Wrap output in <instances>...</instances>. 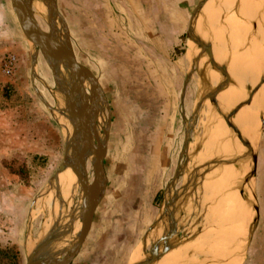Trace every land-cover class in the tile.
Wrapping results in <instances>:
<instances>
[{"label": "rangeland", "instance_id": "rangeland-1", "mask_svg": "<svg viewBox=\"0 0 264 264\" xmlns=\"http://www.w3.org/2000/svg\"><path fill=\"white\" fill-rule=\"evenodd\" d=\"M54 1L77 60L107 102L87 98L106 146L107 180L80 252L94 253L99 264H130L159 248H168L163 260L136 264H264V220L256 213L257 205L264 211V0H210L198 14L196 38L222 55L204 52L188 35L200 0ZM45 6L38 0L33 9L49 30L39 14L49 18ZM252 8L253 26L245 21ZM177 12L181 34L166 39ZM250 45L256 81L236 73ZM31 48L11 0H0V264H27V244L37 245L56 222L62 234L74 229L54 248L75 236L87 209L57 99L64 74L54 76L41 50L33 67ZM252 90L256 114L238 106ZM74 146L82 150L78 141ZM67 156L70 167L58 177ZM86 169L94 180L90 158Z\"/></svg>", "mask_w": 264, "mask_h": 264}, {"label": "water", "instance_id": "water-1", "mask_svg": "<svg viewBox=\"0 0 264 264\" xmlns=\"http://www.w3.org/2000/svg\"><path fill=\"white\" fill-rule=\"evenodd\" d=\"M35 1L38 0H11L12 7L19 19L22 29L24 30L26 36L32 43L31 49L33 67H35L36 65V61L38 59V52L39 50H41L46 54H52L61 60L69 62L73 69L72 74H74L77 79L75 80V83L73 82V80L70 81V78L61 79V81L59 82L60 84L58 83L57 87V91L60 92V94H57V99L59 100V102H61V104L63 102L62 106H64L60 110L62 112H65L67 118L65 129V131H67L66 141H69L67 145V154L69 151L72 152L71 154H74L78 151L80 155H85L88 149L83 146L81 147L82 150H80L79 148L77 150L76 146H74V141L86 140L94 146L96 155H98V159L96 158L95 162L93 163L94 180L92 181H90L89 179L86 164L84 163V155L81 159L80 166L77 167L76 175L84 192V198L87 202V209L82 214V221L80 226L78 227L76 235L73 236L72 234L70 241L68 239L64 241L68 244V248L62 251L61 254H59L56 258L40 260V257H38L39 253L37 252L36 248H34V246H31L30 248L27 244V264H70L80 252L82 245L84 244L86 238L88 237L92 229L96 209L106 190L105 187L107 179L104 170L106 146L104 143H101L102 140L99 136L100 129H98V127H100V125L98 123V119L94 121L95 133L92 132V129L90 127L88 118L90 117V115H92L91 111L89 112V109L92 106L90 103H88V99L93 102L95 97L99 98V101H101L104 105L107 102L104 98L103 90L98 79L88 67L84 66L77 60L70 42V35L68 27L66 25V21L59 13L55 1L41 0L46 3L47 8L50 9L51 12L49 18H44L41 15V17H43V19L47 21L49 25V30L44 29L36 19V12H34L33 9ZM209 1L210 0H200L198 5L193 10L188 29V35L193 40L198 41L193 32L195 20L198 14L206 7ZM87 82L89 83V85ZM86 86L90 90L91 95L87 93ZM65 91L67 93H65ZM95 93L97 96H94ZM79 98L81 100V103L80 105L76 106V101H78ZM231 111L234 112V108H232ZM99 112L100 111H98V113ZM105 141H107V138ZM253 153L255 166V162H257L258 156L256 149L255 151H253ZM243 154L245 156L246 151H243ZM71 160L70 158L68 159L67 156V160L64 161V163L60 167V171L57 173L58 177L60 176V174H62L64 170L70 167V164L72 162ZM250 172L251 171H245V176L249 177ZM247 184L249 185V183ZM256 195V189H254L252 191V198L255 204H257ZM256 213L258 220V205L256 207ZM167 253L168 248H164L162 252H160V248L157 250H152L149 254L142 255L141 258L137 261H134L132 259L133 261H131L130 264L139 263L141 260L161 261ZM190 253H192L191 250L189 251V254Z\"/></svg>", "mask_w": 264, "mask_h": 264}, {"label": "bare ground", "instance_id": "bare-ground-1", "mask_svg": "<svg viewBox=\"0 0 264 264\" xmlns=\"http://www.w3.org/2000/svg\"><path fill=\"white\" fill-rule=\"evenodd\" d=\"M41 1V0H40ZM41 3H44L43 1H41ZM44 5H46V3H44ZM47 7V5L45 6ZM43 8V7H42ZM38 9V8H37ZM47 10V8L45 9ZM50 10V9H49ZM41 12V11H40ZM48 12V11H47ZM43 13V12H42ZM42 13H39L40 15H42L44 17L45 14H42ZM50 14V13H48ZM46 59L47 61L49 62L51 68L53 69V72H54V76L59 80L61 79L60 75L61 74H64V77L65 79L66 78H70V81H72L74 79H76V76L74 74H72V66L69 62L67 61H64V60H61L59 59L58 57L52 55V54H46ZM245 68V67H244ZM71 74V76H70ZM73 81V82H74ZM260 81V80H259ZM226 92V91H225ZM228 92V91H227ZM234 94V93H233ZM228 95V94H227ZM255 95V94H254ZM229 96V95H228ZM251 97V96H250ZM253 97V96H252ZM81 98V97H80ZM76 101V106L77 105H80L81 103V100ZM244 100V99H243ZM246 105V104H245ZM255 105V104H254ZM229 106V105H228ZM84 107H85V102H84ZM96 107V106H95ZM233 108V107H232ZM253 108V106H252ZM255 109V108H254ZM237 110H239V108H237ZM80 111V109H79ZM257 111V109H256ZM255 112V111H254ZM92 115H90V118L91 116L94 117V120H92V124L90 127L93 126V131H95V128H94V121H96L98 119V115H96L95 112H93V110L91 111ZM257 113V112H256ZM223 114V113H222ZM260 114V113H259ZM232 115V114H231ZM227 116V115H226ZM252 116V115H251ZM89 118V119H90ZM221 118V117H220ZM256 118V117H255ZM224 119V118H223ZM228 119V118H227ZM236 119V118H235ZM257 119V118H256ZM232 120V119H231ZM239 119H237L238 121ZM235 121V120H234ZM221 122V121H220ZM229 122V121H228ZM99 123V122H98ZM255 123V122H254ZM100 125V124H99ZM223 125H227V124H223ZM226 127V126H225ZM98 129H100V127H98ZM223 129V128H222ZM227 129V128H226ZM225 130V129H224ZM229 132H230V129H229ZM95 133V132H94ZM233 135V134H232ZM234 136V135H233ZM79 144L81 145V147H85L88 149L87 153L84 155V163L86 164L88 158H90L91 162H92V165L93 163L95 162L96 158L98 159V155H96V152H95V149L93 147V145L89 142V141H78ZM249 142V141H248ZM249 148L252 149L251 145H250V142H249ZM240 147V146H239ZM235 149V148H234ZM78 150V149H77ZM237 150V148H236ZM78 151L74 154H72V160L74 161V164H75V167H76V173H77V167L80 166V162H81V159L83 157V155L78 158ZM248 156V155H247ZM245 158V157H244ZM233 175V174H232ZM227 176V175H226ZM227 178V177H226ZM230 178V177H229ZM224 180H227V179H224ZM228 181V180H227ZM225 183V181H224ZM71 184V183H70ZM226 184V183H225ZM227 186V185H226ZM72 188L70 187L69 189V193H70V190ZM68 190V189H67ZM226 190V189H225ZM74 191V190H73ZM68 192V191H67ZM225 192H228L227 190ZM62 193V192H61ZM72 194V193H71ZM66 195V193L64 194ZM70 195V194H68ZM83 195H84V192H83ZM71 196V195H70ZM85 199V198H84ZM178 199V198H177ZM170 200V196L167 195V198H166V201L164 203V206L165 208H167V202ZM176 200V199H175ZM230 200V199H229ZM177 201V200H176ZM175 201V202H176ZM179 201V200H178ZM87 203V202H86ZM177 203V202H176ZM77 208V207H76ZM79 210V209H78ZM73 212V211H72ZM71 212V213H72ZM76 212V211H75ZM78 212V211H77ZM165 212V211H164ZM70 213V212H69ZM163 213V212H162ZM168 213V212H167ZM71 215V214H70ZM69 215V217H70ZM166 215V214H164ZM59 218V217H58ZM68 219V218H67ZM61 220V219H60ZM65 220V219H64ZM78 219H76L74 221V223L77 221ZM70 221V220H69ZM66 222V221H65ZM58 222H56L57 224ZM63 223V221H62ZM61 223V224H62ZM53 225L51 226L48 230H49V234H44V237L42 235H40V239L38 241H34L33 244H37V245H34V248H36L37 252L39 253L38 257H40L39 259L40 260H46V259H53V258H56L58 257L59 254H61L62 251L66 250L68 248V244L63 242L61 243L59 246L55 247V245H57L58 243H60L62 240H64L65 237H67V234L69 233L68 230L70 231V229H74L72 227H70L64 234H62L61 231H58V229H55L54 227H57V225ZM161 224V223H160ZM67 226H65V228L68 227V224H66ZM54 228V229H53ZM161 229V227H160ZM46 232V231H45ZM62 234V235H61ZM43 237V238H42ZM71 237L68 238V240L70 241ZM74 242V241H73ZM72 244V243H71ZM70 244V245H71ZM73 245V244H72ZM156 247V246H155ZM174 248V247H173ZM139 253V251L137 252V254ZM138 260V259H137ZM136 260V261H137ZM192 260V259H191ZM196 261V260H195ZM151 262H149L150 264Z\"/></svg>", "mask_w": 264, "mask_h": 264}, {"label": "crops", "instance_id": "crops-1", "mask_svg": "<svg viewBox=\"0 0 264 264\" xmlns=\"http://www.w3.org/2000/svg\"><path fill=\"white\" fill-rule=\"evenodd\" d=\"M190 5H191V3H190ZM174 7H175V5H174ZM177 7H179V9H180V4H178ZM245 12H246L245 13V19H246L245 21H246L247 25L249 24V25L253 26L254 24H256V8L246 9ZM173 14H174L173 18L175 19V17H176V20L172 21L173 25H172V27H170V28H172V30L171 31H169V30L166 31L167 34L165 35L166 39L168 37L171 40H173V35L176 36L177 33L181 34V24L183 25V21H184V20H181V12H177L176 14L175 13H173ZM182 16H185V11H183V15ZM174 21H178V23L175 24ZM177 27H178V30H177ZM172 33H173V35H172ZM247 33L248 32L245 33V36H246ZM244 40H245V38L243 39V41ZM198 45L201 47V49L204 52L212 53V51L214 50L215 51V55L216 54L222 55L221 52H220L221 51L220 47H217V46L214 47V45L209 44V43H205L203 40H199L198 41ZM231 46L232 45L229 42V47H231ZM258 46H259V43H258ZM213 54H214V52H213ZM189 57H193L191 53L189 54ZM239 63H240L241 66H240L239 70L236 73L240 77V80H246V81L253 80V81H256V63H257L256 62V48L253 47L252 45H250L249 46V52L246 51L242 56H239ZM204 84H205V86H207V83L205 81H204ZM204 90H205V88H204ZM201 94L203 95L202 99H205V95L202 92H201ZM256 94H257L256 90H252L251 92H249L244 97L245 99H247L246 100L247 102L244 103V104L240 103L238 106L243 107L246 104V105L249 106V108L247 109V112L248 113L252 112V113L256 114V112L259 111V109H257V111H256V101H257V98H258V95H256ZM252 106H253V108H252ZM237 108H240V107H237ZM261 166H263V164H262V162L260 163V157L259 158L257 157V162H255V171L257 170V172H258V169ZM259 220H260V223H262L263 220H264V211H262V208L259 209ZM81 252L79 253V255H77L73 259V261L70 264H99L98 262L94 261V259L91 257V256H94V253H90V252L89 253L88 252L87 253H81ZM136 254H137V252H136ZM132 259H133V256L131 257V261H133Z\"/></svg>", "mask_w": 264, "mask_h": 264}, {"label": "built area", "instance_id": "built-area-1", "mask_svg": "<svg viewBox=\"0 0 264 264\" xmlns=\"http://www.w3.org/2000/svg\"><path fill=\"white\" fill-rule=\"evenodd\" d=\"M12 69H13V61L12 60H9L6 64V71L8 73H11L12 72Z\"/></svg>", "mask_w": 264, "mask_h": 264}]
</instances>
